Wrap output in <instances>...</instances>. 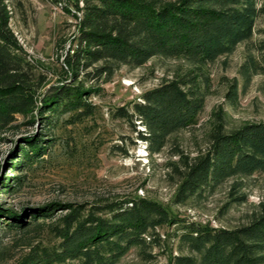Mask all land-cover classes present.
Segmentation results:
<instances>
[{"label": "trees", "instance_id": "1", "mask_svg": "<svg viewBox=\"0 0 264 264\" xmlns=\"http://www.w3.org/2000/svg\"><path fill=\"white\" fill-rule=\"evenodd\" d=\"M6 1L0 0V133L16 126L17 116L49 125L46 113L71 112L75 119L91 115L87 99L97 89L85 87L77 79L80 73L88 81L108 82L123 65L140 67L156 56L183 59L188 68L145 91L141 100L132 101V109L113 111L114 117L139 118L145 130H138V136L151 156L163 152L178 132L199 124L210 91L209 65L250 41L264 16V0H82L81 6L76 0L73 6L81 16L65 56V75L37 94L30 77L35 65L9 27ZM257 51L248 53L240 68L246 83L264 74V41ZM72 77L75 81L68 84ZM237 92L235 80L228 95L235 99ZM213 117L206 147L190 156L177 146L180 159L169 163L178 181L177 204L210 194L231 179L228 203L245 202L243 178L264 173V122L228 129L223 110ZM44 135L39 131L17 140L2 169H22L46 154L53 139ZM19 178L1 174L0 193L13 189ZM68 205L51 201L13 210L0 204V222L25 231ZM62 221L54 226L56 243L34 244L14 264H117L133 246L141 249L146 264H264V202L237 226L187 220L143 197L113 203L103 214L79 217L72 209ZM164 225L178 226L179 248L188 252H171L166 261H156L148 249L160 245L157 228Z\"/></svg>", "mask_w": 264, "mask_h": 264}, {"label": "rangeland", "instance_id": "2", "mask_svg": "<svg viewBox=\"0 0 264 264\" xmlns=\"http://www.w3.org/2000/svg\"><path fill=\"white\" fill-rule=\"evenodd\" d=\"M75 1H6L9 27L35 65L30 77L38 85L37 94L57 85L65 75V56L73 45L81 16V11L73 6ZM82 2L79 0V6ZM262 41L264 16L258 18L250 41L209 65L210 91L199 124L178 132L163 152L153 156L138 136V130H145L139 118L114 117L113 111L122 106L132 109V101L141 100L145 91L188 68L183 59L156 56L140 67L123 65L108 82L88 81L80 73L77 79L85 87L97 89L87 99L93 109L88 117L75 119L71 112L46 113L51 115L50 124L46 125V122L29 124L26 118L17 116L13 122L16 126L0 133L3 138L0 139V175L20 178L13 189L0 193V204L13 210L51 201L70 205L49 218L39 219L38 225L25 231L0 222V264H14L34 244L56 243L54 226H61L64 215L72 209H76L79 217L89 212L103 214L113 203L140 197L159 201L187 220L209 222L213 226H237L246 222L264 202V173L243 178L240 191L248 196L245 202L228 203L231 179L210 194L177 204L174 196L178 181L169 163L180 159L175 154L177 146L190 156L206 147V133L216 110H223L228 129L245 122H264V74L253 75L246 83L240 72L247 54L257 55V46ZM235 80L238 92L232 99L228 93ZM66 81L72 84L75 78ZM39 131L53 139L46 154L22 169L3 170L4 159L15 142H22L21 137ZM177 227L158 226L160 245L148 249L156 255V261H166L171 252H188L186 248H179ZM146 263L141 249L133 246L117 264Z\"/></svg>", "mask_w": 264, "mask_h": 264}]
</instances>
